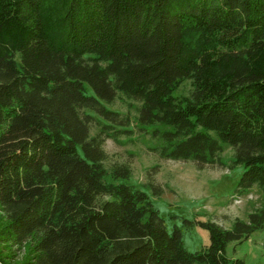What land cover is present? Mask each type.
Listing matches in <instances>:
<instances>
[{
    "label": "trees",
    "instance_id": "1",
    "mask_svg": "<svg viewBox=\"0 0 264 264\" xmlns=\"http://www.w3.org/2000/svg\"><path fill=\"white\" fill-rule=\"evenodd\" d=\"M119 93L139 130L172 127L150 151L202 169L228 145L235 195L264 200V0H0V242L30 240L27 264H245L226 247L264 233V207L195 221L209 243L189 252L145 191L107 181L114 135L90 136L88 112L128 125L104 105Z\"/></svg>",
    "mask_w": 264,
    "mask_h": 264
},
{
    "label": "rangeland",
    "instance_id": "2",
    "mask_svg": "<svg viewBox=\"0 0 264 264\" xmlns=\"http://www.w3.org/2000/svg\"><path fill=\"white\" fill-rule=\"evenodd\" d=\"M192 90L190 81L183 83L176 95H189ZM88 93H91L87 87ZM104 105L127 119L128 125L108 122L96 115L90 125V136L102 132L113 134L105 137L103 149L106 158L103 166L107 181L117 184L123 182L132 188L145 191L154 207L158 210L169 231L176 226L182 233L185 249L195 252L209 243L208 231L195 221H213L224 228H230L235 218L246 219L250 212L264 207L261 191L257 187L244 195L236 196L237 181L243 171L241 165L232 164V148L224 145L221 154L224 166L213 165L197 169L191 161H177L160 158L150 148L159 147L162 140L152 135L153 129H171L164 124L142 126L136 124V108L139 102L118 94L111 103ZM119 117V119H120ZM127 166L130 170L126 179H112L116 166ZM185 220L191 222L188 223ZM0 211V227L4 223ZM264 233L254 231L241 242H229L226 255L231 259H243L245 264L264 262ZM30 240L22 246L0 242V254L7 264H27L30 257Z\"/></svg>",
    "mask_w": 264,
    "mask_h": 264
}]
</instances>
